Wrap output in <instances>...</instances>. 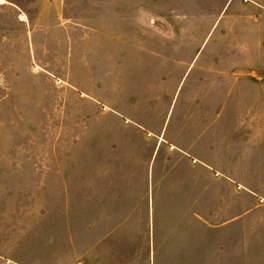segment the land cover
Listing matches in <instances>:
<instances>
[{
  "label": "rangeland",
  "instance_id": "obj_1",
  "mask_svg": "<svg viewBox=\"0 0 264 264\" xmlns=\"http://www.w3.org/2000/svg\"><path fill=\"white\" fill-rule=\"evenodd\" d=\"M153 217L264 257V0H0V264H79L89 224L130 258Z\"/></svg>",
  "mask_w": 264,
  "mask_h": 264
},
{
  "label": "crops",
  "instance_id": "obj_2",
  "mask_svg": "<svg viewBox=\"0 0 264 264\" xmlns=\"http://www.w3.org/2000/svg\"><path fill=\"white\" fill-rule=\"evenodd\" d=\"M163 123V132L157 137L159 141L168 143L170 154L174 156L184 154L185 160L194 169H202L205 172L209 169L213 172L217 171L219 167L217 155L203 150L198 151L200 141L195 137L197 129L194 125L184 133H171L170 118L165 119ZM122 218L119 221L126 222L127 216ZM154 220L153 217V230L149 232L145 249L143 245L142 247L138 245L141 243L140 238H145L143 232L141 237L135 235L130 258L129 247L124 245L126 243L124 239L126 238L127 241L128 237V231L122 229L125 225L120 224L119 229L115 228L114 236L110 234L101 239L95 236L97 226L89 224L87 238L83 241L82 247L76 251L74 262L79 264H264V257H255L245 248L241 249L238 233L232 229L217 230L216 244L209 246L207 231L160 230L156 228V224L154 225ZM233 221L234 217L221 227L230 225ZM109 240L113 244L110 249L106 246Z\"/></svg>",
  "mask_w": 264,
  "mask_h": 264
}]
</instances>
